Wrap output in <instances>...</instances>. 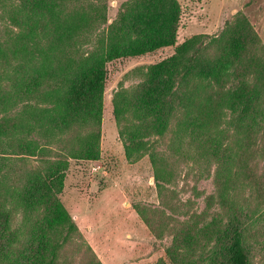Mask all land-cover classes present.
Here are the masks:
<instances>
[{"label":"rangeland","instance_id":"374dc122","mask_svg":"<svg viewBox=\"0 0 264 264\" xmlns=\"http://www.w3.org/2000/svg\"><path fill=\"white\" fill-rule=\"evenodd\" d=\"M27 2L37 12L53 4L0 0V219L8 216L15 239L2 264L48 259L62 241L48 229L56 201L78 233L54 264H225L229 222L240 225L250 264H264V0L66 1L90 19L69 49L106 60L94 146L83 144V129L51 143L37 132L48 106L30 107L23 93L44 67L52 21L26 15ZM110 46L137 53L108 59ZM157 165L168 176L161 191ZM51 175L61 180L26 221L14 199Z\"/></svg>","mask_w":264,"mask_h":264},{"label":"trees","instance_id":"16d2710c","mask_svg":"<svg viewBox=\"0 0 264 264\" xmlns=\"http://www.w3.org/2000/svg\"><path fill=\"white\" fill-rule=\"evenodd\" d=\"M66 1L68 0H53L52 7L44 12H37L30 2L24 3L26 15H39L52 22L48 24L50 31H43L42 35L49 44L48 50L41 53L44 67L29 78L23 95L30 107H37L40 104L48 106L41 116L35 115L38 116L35 119V127H38L37 132L41 133L46 142L51 143L55 139L67 135L73 129H83L87 133L82 141L87 146L95 144L98 140L97 128L101 124L106 60L100 53L95 56H83L78 49L72 47L69 49L72 43L84 33L85 22L90 19L86 20L83 13L68 12L65 9ZM131 46L133 48V44ZM141 52H144V49H140ZM136 53L137 51L134 49L127 51L110 46L106 57L115 59ZM164 93V91L156 93L158 102ZM177 98V91L169 93L166 103L160 107L158 113L160 133L165 132L170 125ZM122 108L123 103L121 104L118 99H115V119L120 135L123 137L126 135L127 127L122 126L120 119ZM23 127L22 133L26 135H30L35 129L28 123ZM56 180H61V178L57 179L55 175H51L46 176V179H42V181H30L28 187L18 193L14 201L25 209L26 221L30 220L29 216L32 214L37 199L44 194L48 195ZM155 182L159 191L164 187L162 183L168 182L166 171L158 165L155 169ZM48 229L50 232L56 231V235L58 234L62 238L61 243L52 247L48 259L43 262V264H54L59 250L72 235L78 233L74 221L59 201H56L52 207ZM13 236L9 232L8 216L6 215L0 219V264L5 260H10V248L15 242ZM225 237L226 243L223 247L225 264H250L240 225L236 222H229L225 230ZM9 264L12 263L9 262ZM96 264H100L99 261H96Z\"/></svg>","mask_w":264,"mask_h":264}]
</instances>
